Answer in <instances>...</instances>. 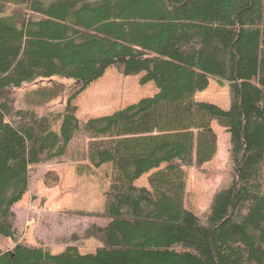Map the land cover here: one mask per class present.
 I'll use <instances>...</instances> for the list:
<instances>
[{"label":"trees","instance_id":"trees-1","mask_svg":"<svg viewBox=\"0 0 264 264\" xmlns=\"http://www.w3.org/2000/svg\"><path fill=\"white\" fill-rule=\"evenodd\" d=\"M7 6L26 14L6 15ZM110 68L157 93L82 128L73 101ZM53 79L74 87L60 110L41 114L60 94L34 85ZM210 80L229 86L227 110L195 100L206 89L216 95ZM100 84L124 91L123 102L138 95L111 72ZM26 85L34 87L17 107ZM213 122L230 147L227 167L210 176L227 179L196 216L174 161L210 162ZM79 133L88 165L77 174L104 165L111 174L103 211L69 214L103 220L79 237L101 245L82 254L72 237L51 254L16 242L13 207L28 191L29 167L61 162ZM151 171L148 187L134 185ZM57 183L48 172L45 186ZM0 237L14 240L0 247V264H264V0H0Z\"/></svg>","mask_w":264,"mask_h":264},{"label":"rangeland","instance_id":"rangeland-1","mask_svg":"<svg viewBox=\"0 0 264 264\" xmlns=\"http://www.w3.org/2000/svg\"><path fill=\"white\" fill-rule=\"evenodd\" d=\"M19 12L26 14L24 6H7L5 10L6 15ZM109 72L118 76L122 84L135 88L138 95L132 100L123 102L124 91L103 89L104 86L100 83ZM104 76L91 84L73 101V104L77 106L76 117L82 128L83 124L91 118L110 115L157 93L155 86L151 83L142 87L138 84L141 76L124 77L114 68L108 69ZM209 83H211L216 95H203L206 89L196 94L195 100L214 104L223 110H227L230 106L229 86L225 84L220 87L214 80H210ZM34 86L53 87L59 90L58 99L41 109L40 112L43 114L47 110H60L74 84L72 81L53 79L51 81H39ZM34 86L26 85L15 92L14 99L17 107H22L21 101L24 93ZM90 90L95 91L98 97L90 98L94 94L89 92ZM113 103H118V105L109 107ZM211 127L217 136V151L210 162L197 168L195 165L185 167L178 161H174V164L186 173L185 209L196 216L204 214L215 190L227 179L224 174L215 178L210 176L211 172L220 171L227 167L230 147L229 135L226 130L219 127L216 122H213ZM87 141L88 139L84 134L79 133L71 142L67 155L61 159V162L52 161L29 167L28 191L21 201L13 207V212L16 215V242L27 246H41L51 254L59 253L65 249L66 245L73 244L72 237L78 238L74 244L80 253L93 252L101 245L95 239H81L79 237H82L89 224H95V221L104 223L103 220L81 218L69 214L78 211L98 212L105 203V192L108 189L111 174L110 165H104L100 169L92 171L91 174H77V167L83 164L88 165L87 161H81L86 155ZM164 167L165 165H162L160 168ZM154 171L142 176L134 185L148 187L147 178ZM48 172L56 174L58 179L56 186L49 188L45 186L44 178ZM13 245L14 240H5L0 237V247L3 250L9 251Z\"/></svg>","mask_w":264,"mask_h":264},{"label":"crops","instance_id":"crops-1","mask_svg":"<svg viewBox=\"0 0 264 264\" xmlns=\"http://www.w3.org/2000/svg\"><path fill=\"white\" fill-rule=\"evenodd\" d=\"M105 202V201H104ZM103 208H104V204L101 206V208H99V210H98V212H101V211H103ZM96 223V225L97 226H100V227H103L105 224L104 223H101V221H95ZM63 251V250H62ZM61 251V252H62ZM61 252H59V253H61ZM87 253H91V252H87ZM56 254H58V253H56ZM82 254H85V253H82Z\"/></svg>","mask_w":264,"mask_h":264}]
</instances>
